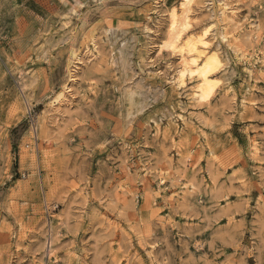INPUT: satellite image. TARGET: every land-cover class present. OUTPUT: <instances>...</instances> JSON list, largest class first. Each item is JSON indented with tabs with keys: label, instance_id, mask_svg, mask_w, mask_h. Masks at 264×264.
<instances>
[{
	"label": "rangeland",
	"instance_id": "374dc122",
	"mask_svg": "<svg viewBox=\"0 0 264 264\" xmlns=\"http://www.w3.org/2000/svg\"><path fill=\"white\" fill-rule=\"evenodd\" d=\"M229 2L0 0V264H264V0Z\"/></svg>",
	"mask_w": 264,
	"mask_h": 264
},
{
	"label": "bare ground",
	"instance_id": "6f19581e",
	"mask_svg": "<svg viewBox=\"0 0 264 264\" xmlns=\"http://www.w3.org/2000/svg\"><path fill=\"white\" fill-rule=\"evenodd\" d=\"M218 1H219V10L221 11V14H222V21L225 24H227V25L233 24V26L235 28L236 27L239 28V27L243 26V24H245V22H241V20L237 19L235 7L234 8L232 7V4L229 2L230 0H218ZM235 3H237V2H235ZM241 28H243V27H241ZM248 30H247V32H248ZM223 39L227 40L226 34L223 35ZM177 58L179 60L177 72L175 74V81L177 83V87L185 89L188 85L187 84L188 80L195 78L198 81V83L193 90L194 99H196L200 102H203V103L209 102L212 99V97L214 96L216 89H217V85H218V82L216 81V79H214V75L217 74V72L219 71V69L223 65V62L219 56L218 49L211 48L209 51L201 53L198 56H191L186 52L179 51ZM242 100H243L242 106H244V108H245L247 106L246 105L247 102H250L249 101L250 99L249 100L242 99ZM176 129H178V128H176ZM180 146H181V144H180ZM179 153H182V150L180 147L178 148V154ZM191 155L187 156V157L189 159H191ZM196 162L197 161L193 162V164H192L194 169L197 165ZM164 182L165 181H163V183Z\"/></svg>",
	"mask_w": 264,
	"mask_h": 264
}]
</instances>
